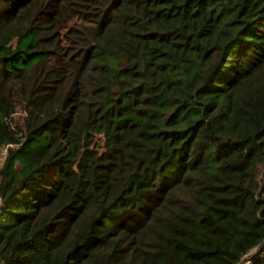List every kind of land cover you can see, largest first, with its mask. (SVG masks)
<instances>
[{"label":"trees","instance_id":"16d2710c","mask_svg":"<svg viewBox=\"0 0 264 264\" xmlns=\"http://www.w3.org/2000/svg\"><path fill=\"white\" fill-rule=\"evenodd\" d=\"M7 143L5 264H264V0H0Z\"/></svg>","mask_w":264,"mask_h":264},{"label":"built area","instance_id":"2783aa9c","mask_svg":"<svg viewBox=\"0 0 264 264\" xmlns=\"http://www.w3.org/2000/svg\"><path fill=\"white\" fill-rule=\"evenodd\" d=\"M14 146V143H7L5 145L0 146L3 152H7L8 147ZM4 154V155H5ZM1 199V197H0ZM0 264H5L4 261L0 258ZM237 264H252V256H248L247 254L242 255L241 259L237 262Z\"/></svg>","mask_w":264,"mask_h":264},{"label":"rangeland","instance_id":"374dc122","mask_svg":"<svg viewBox=\"0 0 264 264\" xmlns=\"http://www.w3.org/2000/svg\"><path fill=\"white\" fill-rule=\"evenodd\" d=\"M21 116V112L17 113V118H20ZM5 152L2 151V149H0V168L4 162V158H5ZM261 249V246L260 247H255L253 248L249 253H248V256H251V255H256L259 253Z\"/></svg>","mask_w":264,"mask_h":264}]
</instances>
